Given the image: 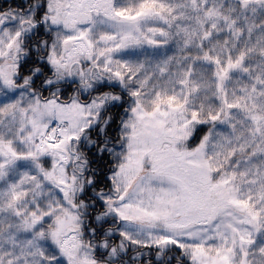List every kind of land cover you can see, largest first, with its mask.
Wrapping results in <instances>:
<instances>
[{"label": "snow or ice", "instance_id": "6c2138e0", "mask_svg": "<svg viewBox=\"0 0 264 264\" xmlns=\"http://www.w3.org/2000/svg\"><path fill=\"white\" fill-rule=\"evenodd\" d=\"M0 264H264V0L0 4Z\"/></svg>", "mask_w": 264, "mask_h": 264}, {"label": "trees", "instance_id": "16d2710c", "mask_svg": "<svg viewBox=\"0 0 264 264\" xmlns=\"http://www.w3.org/2000/svg\"><path fill=\"white\" fill-rule=\"evenodd\" d=\"M11 2V0H0V4Z\"/></svg>", "mask_w": 264, "mask_h": 264}]
</instances>
